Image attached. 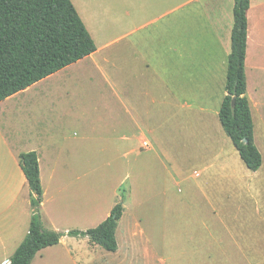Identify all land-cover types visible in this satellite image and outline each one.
<instances>
[{
    "label": "rangeland",
    "instance_id": "rangeland-1",
    "mask_svg": "<svg viewBox=\"0 0 264 264\" xmlns=\"http://www.w3.org/2000/svg\"><path fill=\"white\" fill-rule=\"evenodd\" d=\"M71 1L77 7L79 15L86 22L96 42L101 43L106 37V32L103 31V35L101 28L108 29L111 33L112 30L117 31L123 26L130 27L133 24V17L136 25H139L162 12L176 8L185 0H82L80 4L78 0ZM179 11L150 24L140 32L146 34L145 37H151L156 29L166 27L164 22L178 15ZM257 11L254 29L259 62L264 64V8ZM82 66L79 64L63 71L77 75L75 80L70 79L63 86L58 83V78L63 72L39 81L36 87H32L22 95V101L32 98L36 91L37 95L35 94L33 98L32 106L35 103L38 109H42L47 104L54 103L56 109L62 114L66 113L64 115L71 121L74 119L78 121V115L80 127L72 123L66 128L67 139L76 142L72 150L78 157L74 161L64 160L67 162V167L61 170L59 176V180L64 182L62 187L60 185L61 191L56 195L58 201L56 214L61 225L65 223L69 226L74 225L75 227H71L72 230H86L97 226L107 217L110 208L116 202L122 201V205H125L124 211L115 231L119 250L110 252L97 244H90L86 237L65 235L61 238L66 237L64 243L45 252L40 264H73L72 257L93 260L97 264H201L203 248L208 243L206 240L208 220L211 218L207 217V207L202 202V198L191 188L196 179L190 176V170L183 169L188 171L186 181L181 177L173 179L174 170L170 165L178 163L177 155L182 149L184 138L182 134L187 128L184 123L194 121L199 106L204 104L211 112L206 109V114L209 115L218 111L224 95L226 62L222 65L224 70L216 72L214 78L217 79L210 82L208 96L204 99L194 96L196 91L201 90L193 87L196 83H206L204 80L181 81L192 86L193 92L187 94L181 90L184 94L179 92L176 102L173 96H169L164 86L165 82H170L168 73L162 75L161 86H158L159 80H155V84L152 85V77L148 72L143 73L138 80L134 78L125 80L131 90L129 97L131 127L132 125L141 127L146 124L152 129L151 133L144 134L145 139L152 144L151 149L143 150L139 156L130 154L125 159L121 154L127 149L128 143L119 141L118 145H115L113 140V137L120 134L125 126H123L125 118H122L121 94L116 95L109 88L110 85L104 84V81L98 77L86 79L83 76L86 73ZM250 75L249 62H247L246 96L249 100L253 94ZM257 77L260 79L259 76ZM114 82L121 84L122 78ZM47 94L48 97L45 96ZM256 98L259 100L264 127V82ZM70 111L76 112L77 115L70 114L68 117ZM252 116L255 144L262 155V164L256 171L262 172L259 180L262 179L260 184L263 185L264 141L259 139L258 123L254 119L253 112ZM215 119L224 139L222 147L224 162L221 171H227L225 174L237 182L246 183L247 177L252 176L253 172L247 169L239 158L230 139L223 132L217 115ZM68 146V143H65V154L70 151ZM70 162L71 166L74 162L76 169L74 171L80 176L76 185L71 187L67 184L70 179L68 177L71 171L68 168ZM128 173L129 182L133 187L130 198H128L129 182L125 181ZM262 185L258 188L259 195L264 194ZM263 199H259L256 218L252 207H244L243 211H246L247 215L236 211L235 201H231L227 206H235L231 211L239 215L237 222H230L227 217L224 218L225 223H223L216 213L217 216L210 221L209 231H212L211 235L215 238L221 236L223 249L224 245L230 242L228 237L224 238V232L227 231L228 236L229 233L247 235L239 237L238 242L243 246L246 244H251L254 248L256 246L259 253L264 250ZM141 202L143 204L140 207ZM70 214L75 215L71 222ZM138 217L140 225L137 222L133 225L138 221ZM226 225L228 230L223 228ZM129 228L132 230L129 231ZM58 232L65 233V231ZM217 251L219 247L213 250L215 255L211 256L210 264H217ZM160 258L164 260L161 261ZM258 258L262 259L260 255Z\"/></svg>",
    "mask_w": 264,
    "mask_h": 264
},
{
    "label": "crops",
    "instance_id": "crops-1",
    "mask_svg": "<svg viewBox=\"0 0 264 264\" xmlns=\"http://www.w3.org/2000/svg\"><path fill=\"white\" fill-rule=\"evenodd\" d=\"M81 2L82 0H78L79 4ZM233 4L234 0H185L176 8L162 12L155 18L144 21L139 25H136V20L133 17V24L130 27L123 26L117 31L112 30L111 33L108 29L101 28L102 33L103 31L106 32V37L101 43L96 42L86 22L79 15L95 42L96 50L44 79L56 76L64 70L82 64L84 73H86L83 76L86 79L98 77L104 81V84L110 85L109 88L116 95L121 94L122 118H125V121H123V126H125H122L121 133L113 137L114 144L118 145L119 141L128 143L127 149L121 154L124 159L130 154L139 156L140 152L149 150L152 147L151 142L145 139L144 135L147 132L151 133L152 129L146 124L141 127H139L140 125H132L133 127H131L129 99L131 90L125 80L132 78L138 80L143 73L148 72L152 77V85L155 84V80H159L158 86H161L160 79H162V75L168 73L170 82H165L164 86L169 96L175 98V102L179 92L183 93L184 91L187 94L193 92L192 86L186 83L183 84L181 81L204 80L206 83L193 85L197 90H201L196 91L194 96L204 99L208 96L207 91L210 82L217 79L214 78L217 75L216 72L224 70L222 65L225 62L227 66L233 25ZM75 8L77 10V7ZM261 8H264V0H249V8L246 13L245 75L246 64L249 62L253 94H251V100L246 97L248 102L251 103L252 110L249 103L251 116L253 112L254 119L258 123L259 139L264 141L263 117L259 108V100L256 98L261 92V85L264 82V75H259L264 73V64L259 62L254 29L257 9ZM178 10H180L178 15L166 20L164 22L166 27L156 29L151 37H145L146 34L140 32L150 24L159 22ZM76 78L75 73L71 75L70 72H63L58 78V83L63 86L66 81L75 80ZM119 78H122V82L116 84L114 80ZM38 82L0 101V264H3L6 260L9 261L11 255L24 239L31 217L29 189L19 164L21 153L34 151L37 154L42 187V202L39 211L43 228L68 232L72 230L71 227H75L65 223L64 225L60 224L56 214V210H58L56 195L61 191L60 188L62 182H64L59 180L61 170L67 167V162L64 160L72 159L74 161L78 157L76 152L72 150L75 148L76 142L67 139L66 128L72 123L75 124L74 126L80 127L81 123L76 112H69L68 117L70 114H75L78 119V121L75 119L71 121L64 115L66 113L62 114L56 109L54 103H49L42 109H38L35 103L32 106L33 98L37 95L36 91L32 98L22 101V95L31 90L32 87H36ZM204 89H206L205 92ZM138 91L140 92V87ZM45 96L48 97L49 95ZM190 106L188 105V107ZM206 109L207 107L201 104L195 119H193L194 121L184 123L187 128L185 133L182 134L184 138L182 139V149L177 155L178 163H174V160L170 158L174 163L170 165L174 170L172 173L174 175L172 176L173 179L181 177L182 180L186 181L188 171H183V169L188 168L190 170V176L196 179L191 188L202 198V202L207 207V217L211 218V220H208L209 226L207 227L208 235L206 238L208 243L203 248L201 264H210L211 256L215 255L213 250L218 247L217 264H264V250L259 253L256 246L255 248L251 244L243 246L238 242L240 241L239 237L247 235L229 233L228 236L227 231L224 232V238L228 237L230 242L225 244L223 249L221 236L215 238L211 235L212 231H209L211 229L210 221H213L217 215L223 223H225L224 218L227 217L230 222H237L239 215L237 216L231 211L235 206V210L243 215H247V212L243 211L244 207H252L256 218L259 211V199H263L264 194H258V188L262 185L260 184L262 179L259 180L261 171H251L253 175L247 177L246 183L237 182L225 174L227 171H221L224 162V155H222L224 153L222 149L224 139L221 137V131L215 119V116H218V111H214L213 115H209L206 114ZM207 111L210 112L209 109ZM144 142L148 144L147 147H142ZM65 143H68L70 148V151L66 153L67 155L64 149ZM233 148L235 149L234 146ZM71 165L70 162L68 167L71 170L68 176L70 179L67 183L69 187L75 186L76 181L80 180V176L75 172L74 162L73 166ZM125 177V181L129 182V173ZM128 185V198H130L133 187L131 182ZM231 201H235L236 205L227 206ZM142 204L141 202L139 206L141 207ZM220 211L224 214L223 216ZM69 216L71 222L72 217L75 215L70 214ZM136 222L139 223V217L133 225H136ZM155 223H157V219H155ZM74 224H76V221ZM132 228H129V231ZM223 228L228 230L227 225ZM64 238L56 245L39 250L30 264H40L43 260V254L61 246L64 243ZM118 250L117 248L116 251L118 252ZM68 252L71 253L70 250ZM259 255L262 259L258 258ZM72 258L74 259L73 264H97L93 260ZM160 260L163 261L164 259L160 258Z\"/></svg>",
    "mask_w": 264,
    "mask_h": 264
},
{
    "label": "trees",
    "instance_id": "trees-1",
    "mask_svg": "<svg viewBox=\"0 0 264 264\" xmlns=\"http://www.w3.org/2000/svg\"><path fill=\"white\" fill-rule=\"evenodd\" d=\"M248 8L249 0H234L225 94L218 118L244 165L256 171L262 164V156L254 143L246 97ZM95 50V42L71 0H0V101ZM19 164L29 189L31 217L28 231L9 258V264H30L39 250L58 244L65 235L86 237L90 244L110 252L117 250L115 231L123 213L122 201L115 203L107 217L93 228L65 233L46 230L39 211L42 187L37 154L21 153Z\"/></svg>",
    "mask_w": 264,
    "mask_h": 264
},
{
    "label": "water",
    "instance_id": "water-1",
    "mask_svg": "<svg viewBox=\"0 0 264 264\" xmlns=\"http://www.w3.org/2000/svg\"><path fill=\"white\" fill-rule=\"evenodd\" d=\"M232 104H233V99H232ZM246 142V140H244ZM10 261L6 260L3 264H9Z\"/></svg>",
    "mask_w": 264,
    "mask_h": 264
},
{
    "label": "built area",
    "instance_id": "built-area-1",
    "mask_svg": "<svg viewBox=\"0 0 264 264\" xmlns=\"http://www.w3.org/2000/svg\"><path fill=\"white\" fill-rule=\"evenodd\" d=\"M148 146V144L147 143H142V147H147Z\"/></svg>",
    "mask_w": 264,
    "mask_h": 264
}]
</instances>
